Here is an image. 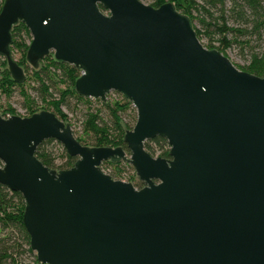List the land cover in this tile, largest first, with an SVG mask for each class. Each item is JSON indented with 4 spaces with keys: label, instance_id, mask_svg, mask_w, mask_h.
<instances>
[{
    "label": "water",
    "instance_id": "1",
    "mask_svg": "<svg viewBox=\"0 0 264 264\" xmlns=\"http://www.w3.org/2000/svg\"><path fill=\"white\" fill-rule=\"evenodd\" d=\"M102 6V8L100 7ZM19 21L32 39L29 64L46 55L79 67L77 94L135 108L120 147L88 146L49 110L0 114V184L24 198L30 248L44 264H264V70L234 67L199 42L170 1L4 0L0 55L12 57ZM160 136L168 158L144 141ZM46 139L75 157L52 169L35 155ZM130 163L141 188L100 165Z\"/></svg>",
    "mask_w": 264,
    "mask_h": 264
},
{
    "label": "trees",
    "instance_id": "2",
    "mask_svg": "<svg viewBox=\"0 0 264 264\" xmlns=\"http://www.w3.org/2000/svg\"><path fill=\"white\" fill-rule=\"evenodd\" d=\"M3 1L4 0L1 2L0 0V7L1 3L3 4ZM149 1V5L157 7L165 0ZM167 1L172 3L173 8L177 12L188 18L197 37H199L201 31L192 25L194 19L201 24H204L205 32H210L211 34L219 36L217 39L218 45L214 46L209 44L207 47H214L221 51L229 47L232 42L240 44V46L247 47L251 51L246 71L254 75H259L260 72L263 71L264 51H253L257 45L252 44L258 42L264 44V0H199L200 2L197 0ZM100 7L102 8V6ZM211 10L216 11V14H213ZM205 17L210 18L212 21L206 22L204 20ZM228 20L231 22L232 26L226 25ZM209 27H211L212 30H209ZM19 30L24 31V33L29 36L28 28L23 22L19 21L12 27L11 35L13 42L10 47L16 42ZM227 33H232L233 36L231 39L226 37ZM49 59L53 60L50 61L49 65H44V67H42L43 69L38 71L39 67H33L36 70L34 73L40 84L43 86L44 91L48 90L49 87L45 84L39 73H41V71L46 73L51 72V70L48 69L50 65L56 70H61V74L65 75L69 80L71 88L66 89L57 101H48L53 104V112L55 115L59 119L64 120L66 119V115L61 111L60 107L64 102L66 94L76 96L80 99L84 98L77 94L74 88L75 80L80 76L81 70L79 67L56 60L53 53H50L41 59L39 66L41 62L44 63ZM5 64L6 62H4L3 65ZM3 72H5V79H8L14 84L15 81L9 78L10 75L8 70H3ZM55 73V71H52V74L50 75L54 76ZM86 100H88V98ZM97 101H100L106 108L108 117L105 119L100 116V109L87 111L86 117L82 122L84 131L94 137V146H120L123 149H126L122 136L124 131L131 129L132 126L122 121L121 114L131 103L122 95L120 100L114 102L108 101V98H106V102L101 99H97ZM77 140L79 142L82 141L81 138H77ZM53 141L54 139L44 140L37 146L35 151L36 157L44 165L52 169H54L55 166V157L52 154V151L47 148V145ZM143 147L150 155L157 152V156L168 158V144L163 137L155 136L152 139H148L144 141ZM65 155L67 161L65 165L60 167V169L71 167L76 160L75 157L69 156L67 152ZM24 206V198L20 192L12 191L8 187L0 184V264H44L40 263L34 254L31 260H25L26 253H32V250L30 248L29 235L23 224Z\"/></svg>",
    "mask_w": 264,
    "mask_h": 264
},
{
    "label": "rangeland",
    "instance_id": "3",
    "mask_svg": "<svg viewBox=\"0 0 264 264\" xmlns=\"http://www.w3.org/2000/svg\"><path fill=\"white\" fill-rule=\"evenodd\" d=\"M144 4H149V0H140ZM165 0L164 2H166ZM200 2L199 0H197ZM2 2V0H1ZM2 6V3H1ZM1 8V7H0ZM1 10V9H0ZM213 14H216V11L211 10ZM204 20L206 22L212 21L210 18L205 17ZM192 25L201 31L198 40L205 48H213L207 47L209 44L214 46L218 45V35L210 34L204 31V24H201L196 19L193 20ZM226 25L232 26L231 22L228 20ZM207 30V29H206ZM209 30H212L209 27ZM203 31V32H202ZM232 33H227L226 37L231 39ZM32 36L29 32V36L24 33V31L19 30L18 36L16 37V42L10 47L12 57L17 61V63L24 69L26 74V79L21 83L14 84L5 79V72L3 70L7 69V62L4 56L0 55V114L2 117L7 118L12 115H18L21 117L30 116L32 113L39 112L41 110H49L54 111L53 104L48 101H57L59 97L62 96L63 92L66 89L71 88L69 84V80L62 73L61 70H56L52 65L48 67L51 72L41 71L40 76L43 78L45 84L48 85V90L44 91L43 86L40 84L38 78L35 76V69L27 62L26 60V52L29 47ZM240 39V38H238ZM252 45H257L253 49L256 52L264 51V44L261 42L253 43ZM218 50V49H216ZM221 54L229 59V61L239 70L246 71V66L250 57V50L247 47H242L240 44H236L232 42L229 47L224 50H218ZM53 59L46 60L44 63L41 62L38 68L43 69L44 65H49L50 61ZM4 62H6L5 65ZM8 70V69H7ZM264 70V69H263ZM52 71H55V75L52 76ZM262 71V70H261ZM247 72V71H246ZM263 72V71H262ZM260 72V74H262ZM249 73V72H248ZM252 74V73H251ZM257 75V76H260ZM10 75V74H9ZM49 76V77H48ZM11 80V76L9 77ZM84 97L82 99L66 94L63 104L61 105V111L66 115V119L62 120L65 123H68L72 129L74 136L78 139H82L81 144L94 146L95 140L91 134H87L83 129V120L86 117L87 111H95L96 109H100V116L107 119L108 114L106 108L101 104L100 101L94 98ZM108 101L114 102L120 100L121 94L116 93L115 91H111L107 94ZM46 99V100H44ZM52 99V100H51ZM54 113V112H53ZM122 121L128 123L133 126L136 118L135 108L130 104V106L121 114ZM47 148L52 151V154L55 157V166L54 169L59 170L61 166L66 163V155L65 149L62 144L56 140L49 143ZM125 150L126 157H129V152L127 149ZM151 156L156 157L157 152L153 153ZM69 168V167H68ZM100 168L107 174L110 175L112 179L121 180L125 182H129L135 188H141L143 186V182L140 181L130 163L127 161H118V162H110L104 161L101 163ZM66 169V168H63ZM1 235V232H0ZM33 254L35 253H26L25 260L29 261L32 259Z\"/></svg>",
    "mask_w": 264,
    "mask_h": 264
}]
</instances>
